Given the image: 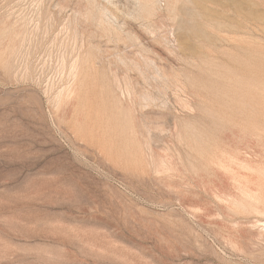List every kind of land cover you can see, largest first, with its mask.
Returning <instances> with one entry per match:
<instances>
[{
    "label": "rangeland",
    "instance_id": "1",
    "mask_svg": "<svg viewBox=\"0 0 264 264\" xmlns=\"http://www.w3.org/2000/svg\"><path fill=\"white\" fill-rule=\"evenodd\" d=\"M0 264H264V0H0Z\"/></svg>",
    "mask_w": 264,
    "mask_h": 264
},
{
    "label": "bare ground",
    "instance_id": "2",
    "mask_svg": "<svg viewBox=\"0 0 264 264\" xmlns=\"http://www.w3.org/2000/svg\"><path fill=\"white\" fill-rule=\"evenodd\" d=\"M140 2V0H138Z\"/></svg>",
    "mask_w": 264,
    "mask_h": 264
}]
</instances>
